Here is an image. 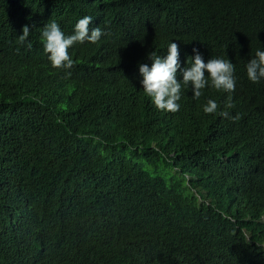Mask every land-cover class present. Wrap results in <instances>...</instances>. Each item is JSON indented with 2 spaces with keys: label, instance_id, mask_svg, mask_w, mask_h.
<instances>
[{
  "label": "trees",
  "instance_id": "trees-1",
  "mask_svg": "<svg viewBox=\"0 0 264 264\" xmlns=\"http://www.w3.org/2000/svg\"><path fill=\"white\" fill-rule=\"evenodd\" d=\"M84 16L105 35L52 68L42 28ZM170 42L182 68L193 49L230 59L235 91L184 86L157 110L138 65ZM257 50L264 0H0V264H264ZM229 96L238 121L219 114Z\"/></svg>",
  "mask_w": 264,
  "mask_h": 264
},
{
  "label": "clouds",
  "instance_id": "clouds-1",
  "mask_svg": "<svg viewBox=\"0 0 264 264\" xmlns=\"http://www.w3.org/2000/svg\"><path fill=\"white\" fill-rule=\"evenodd\" d=\"M91 16H84L75 24L72 34L66 35L54 20H49L41 31L43 50L54 69L70 70L74 62L69 54V49L75 44L85 42L97 43L105 32L98 26L91 28ZM31 30L28 25L23 27V34L19 35L21 43H27L31 47L28 37ZM194 55L188 58V66L181 67L179 59V45L170 42L167 47V55H158L156 51L148 53V63L138 65L143 79L141 84L144 93L151 98V102L157 110L176 113L180 110L181 92L184 86H190L194 99L199 100L206 88H214L224 93L235 91V65L230 59L210 58L204 61L199 49H193ZM182 74V80L177 74ZM248 79L253 83L264 80V50H257L254 57L246 65ZM70 75L71 73L68 72ZM234 107L231 97L224 103V110L220 115L226 119L238 121L241 117L237 113L232 116L228 111ZM220 105L213 99H208L203 105L205 114H215ZM99 139V138H97ZM191 262V261H189Z\"/></svg>",
  "mask_w": 264,
  "mask_h": 264
}]
</instances>
